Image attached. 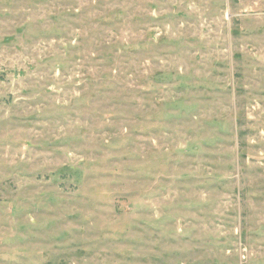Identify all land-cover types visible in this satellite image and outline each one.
<instances>
[{"label":"rangeland","instance_id":"374dc122","mask_svg":"<svg viewBox=\"0 0 264 264\" xmlns=\"http://www.w3.org/2000/svg\"><path fill=\"white\" fill-rule=\"evenodd\" d=\"M0 264H264V0H0Z\"/></svg>","mask_w":264,"mask_h":264}]
</instances>
